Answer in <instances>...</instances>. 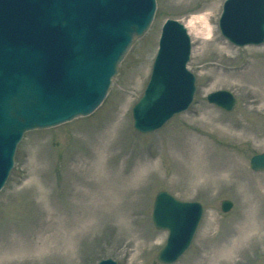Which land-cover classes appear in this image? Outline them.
I'll return each mask as SVG.
<instances>
[{
  "label": "rangeland",
  "instance_id": "1",
  "mask_svg": "<svg viewBox=\"0 0 264 264\" xmlns=\"http://www.w3.org/2000/svg\"><path fill=\"white\" fill-rule=\"evenodd\" d=\"M224 0H156L90 115L26 132L0 191V264H158L167 233L151 221L168 191L198 202L203 215L188 251L174 264H264V43L237 48L220 33ZM204 18L210 37L187 30L196 91L188 110L139 133L132 107L142 96L166 19ZM200 25V24H199ZM218 90L237 100L229 113L210 105ZM232 202L223 213L220 203Z\"/></svg>",
  "mask_w": 264,
  "mask_h": 264
},
{
  "label": "water",
  "instance_id": "2",
  "mask_svg": "<svg viewBox=\"0 0 264 264\" xmlns=\"http://www.w3.org/2000/svg\"><path fill=\"white\" fill-rule=\"evenodd\" d=\"M72 1L74 12L67 10L66 14L71 19V39L61 41L46 38L45 29H40L45 22L40 17L42 9L47 10L45 0H0V190L23 133L90 114L104 98L133 40L146 31L154 11L153 0H140L144 10L137 15L136 0H95L92 7L83 5L97 11L98 29L105 24L112 36L98 42L74 22L78 0ZM109 10L115 11L114 22L103 16ZM233 10H237L235 16ZM236 18L241 29L259 36L245 43L264 42V0H228L220 24L227 22L231 27ZM221 30L233 40L231 30ZM159 44L150 83L133 110L134 127L142 133L160 128L184 111L194 90L193 78L185 70L189 40L183 26L167 21ZM207 99L227 112L236 105L225 91L209 94ZM250 167L264 171V153L252 157ZM221 208L227 212L231 203L224 201ZM201 215L196 202H180L168 192L156 196L153 224L168 231L166 245L157 257L159 263L172 264L188 250ZM98 264L116 263L103 260Z\"/></svg>",
  "mask_w": 264,
  "mask_h": 264
},
{
  "label": "bare ground",
  "instance_id": "3",
  "mask_svg": "<svg viewBox=\"0 0 264 264\" xmlns=\"http://www.w3.org/2000/svg\"><path fill=\"white\" fill-rule=\"evenodd\" d=\"M200 24V25H199ZM185 28L194 33L195 35H199L200 37H210L211 29L210 24L204 18H190L186 23H184Z\"/></svg>",
  "mask_w": 264,
  "mask_h": 264
}]
</instances>
